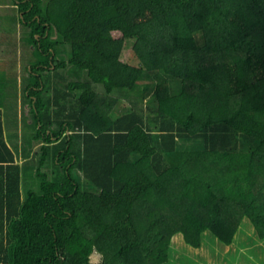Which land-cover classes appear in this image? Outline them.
<instances>
[{"label":"trees","instance_id":"16d2710c","mask_svg":"<svg viewBox=\"0 0 264 264\" xmlns=\"http://www.w3.org/2000/svg\"><path fill=\"white\" fill-rule=\"evenodd\" d=\"M6 3L32 133L8 143L6 80L0 264H162L174 235L229 245L245 218L264 239V0Z\"/></svg>","mask_w":264,"mask_h":264},{"label":"rangeland","instance_id":"374dc122","mask_svg":"<svg viewBox=\"0 0 264 264\" xmlns=\"http://www.w3.org/2000/svg\"><path fill=\"white\" fill-rule=\"evenodd\" d=\"M7 4L8 3L0 7V49L3 50L5 55L6 53L8 54V58H18L19 60L22 59V62H25L28 57L23 48L24 34L21 25H17L10 18V16L16 12L15 8L11 5L7 6ZM130 45L131 44H129V46ZM17 66L16 64L14 68ZM27 68L29 69L30 65H28ZM24 71H21V85L30 81V78H26L27 74L25 76ZM94 86L98 92H104L103 85L94 84ZM13 95L14 94H11L9 100L12 99ZM113 96L118 98L114 107L117 113L124 108H130L129 100L124 96V91L117 90V92H113ZM26 106L27 104L25 108ZM16 124L20 127L22 121L18 120ZM5 127L8 133L10 131L20 133L21 137L18 139V142L21 145L23 144V135L31 139V137H29L32 133L31 128L27 130L20 129L19 131L17 129L16 132L15 129L10 127L8 122L5 123ZM34 178L32 168H23L21 175L22 197L26 195L28 189H32L38 185V180ZM167 253V260L162 264H264V239H260L257 236L254 227L251 225L250 221L245 218L240 224L233 241L229 245L222 244L211 232L207 231L202 235L201 246L199 248H194L185 243L182 234L179 233L171 238ZM236 253L237 255H241L243 259L239 261L237 259L238 257L235 258ZM248 255H251V257H246ZM90 260L94 264H101L102 255L93 252L90 256Z\"/></svg>","mask_w":264,"mask_h":264},{"label":"crops","instance_id":"0c3cea01","mask_svg":"<svg viewBox=\"0 0 264 264\" xmlns=\"http://www.w3.org/2000/svg\"><path fill=\"white\" fill-rule=\"evenodd\" d=\"M3 4H0V7H3ZM1 33V31H0ZM1 39V38H0ZM0 62H2V67L0 66V88L2 89L3 86L5 87V81L8 80L9 83H6V87L4 88V105H3V111L4 113L11 115L12 121H14V125L16 124L15 119L18 120H23V113L24 110L29 111L28 109V104L26 106V108L24 107V96H23V90H25V87L27 85H29V82L27 81L25 84L21 85V71H24V65L26 64L25 62H22V59L19 60L18 58L15 59H11V61H9L7 54L5 55L3 53L0 52ZM13 61V63H12ZM10 62L13 64L12 66L10 65ZM25 63V64H24ZM16 64L18 65L17 67L14 68V66H16ZM19 67V70H18ZM24 74L26 76V78H30L29 73H26L24 71ZM12 75V76H11ZM16 92V94H15ZM11 94H14L12 99L9 100L11 98ZM17 103V104H16ZM26 105V104H25ZM29 113V112H28ZM27 121H29L31 123L32 119L29 115V117H27ZM22 124L20 125V127H18V131L20 129H24V127L22 126ZM12 129H15V126H11ZM17 132V129H15ZM27 130V129H26ZM7 137L11 135V138H13V140H8V143H10V145H21L18 142V139L21 137L20 133H14L13 131H10L9 133L6 131ZM31 135V134H30ZM9 138V137H8ZM10 139V138H9ZM238 257V258H237ZM248 258L251 257V255L246 256ZM235 258H237L239 261L241 259H243V257L241 255H237ZM245 259V258H244ZM241 264V263H240Z\"/></svg>","mask_w":264,"mask_h":264}]
</instances>
